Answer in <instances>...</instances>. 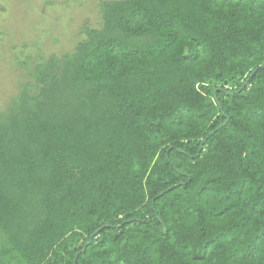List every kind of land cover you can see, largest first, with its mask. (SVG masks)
Segmentation results:
<instances>
[{
  "label": "trees",
  "instance_id": "trees-1",
  "mask_svg": "<svg viewBox=\"0 0 264 264\" xmlns=\"http://www.w3.org/2000/svg\"><path fill=\"white\" fill-rule=\"evenodd\" d=\"M99 13L0 108V264H264V0Z\"/></svg>",
  "mask_w": 264,
  "mask_h": 264
},
{
  "label": "rangeland",
  "instance_id": "rangeland-1",
  "mask_svg": "<svg viewBox=\"0 0 264 264\" xmlns=\"http://www.w3.org/2000/svg\"><path fill=\"white\" fill-rule=\"evenodd\" d=\"M100 0H0V108L29 81L21 64L70 51L84 26L101 24Z\"/></svg>",
  "mask_w": 264,
  "mask_h": 264
},
{
  "label": "water",
  "instance_id": "water-1",
  "mask_svg": "<svg viewBox=\"0 0 264 264\" xmlns=\"http://www.w3.org/2000/svg\"><path fill=\"white\" fill-rule=\"evenodd\" d=\"M228 119H229V117L226 118V120L220 125V127L223 126L224 124H226L228 122ZM166 231H167V227L165 226L164 232H166Z\"/></svg>",
  "mask_w": 264,
  "mask_h": 264
}]
</instances>
